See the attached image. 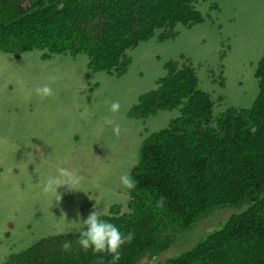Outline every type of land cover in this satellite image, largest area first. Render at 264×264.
I'll return each instance as SVG.
<instances>
[{
  "label": "trees",
  "instance_id": "16d2710c",
  "mask_svg": "<svg viewBox=\"0 0 264 264\" xmlns=\"http://www.w3.org/2000/svg\"><path fill=\"white\" fill-rule=\"evenodd\" d=\"M199 1L0 0V52L19 57L38 49L44 60L82 53L91 72L119 76L131 63L127 51L140 42L171 39L177 24L205 21L195 6ZM163 69L156 87L138 96L129 115L144 119L175 108L180 115L142 140L127 210L113 204L101 214L123 233L135 234L123 246L119 264H146L157 255L159 232L169 239L167 232L193 226L225 205L242 209L157 264H264V53L254 72L258 91L252 105L228 107L216 116L214 106L223 96L214 100L199 87L189 61L169 59ZM213 82L224 86L223 71ZM67 233L44 235L10 253L3 264H100L98 255L76 243L78 230ZM65 240L72 243L67 252ZM103 264H111V257Z\"/></svg>",
  "mask_w": 264,
  "mask_h": 264
},
{
  "label": "rangeland",
  "instance_id": "374dc122",
  "mask_svg": "<svg viewBox=\"0 0 264 264\" xmlns=\"http://www.w3.org/2000/svg\"><path fill=\"white\" fill-rule=\"evenodd\" d=\"M212 4L218 9L210 10ZM195 6L205 21L177 24L171 39L140 42L127 51L131 63L119 76L91 72L82 53L44 60L38 49L19 57L0 52V264L44 235L78 230L73 222L78 214L81 219L93 210L104 214L113 204L127 210L129 195L120 176L137 163L142 140L180 115L178 108L144 119L129 115L138 96L156 87L167 60L189 61L199 87L214 100L223 96L213 115L252 105L258 91L254 72L264 53V0H200ZM222 71L220 89L213 79ZM44 83L55 90L53 97L36 96L34 88ZM114 101L121 105L118 113L109 111ZM110 119L121 127L118 137L106 123ZM61 167L79 175L82 191L60 186L62 198L52 202L40 189ZM240 209L213 208L193 226L167 232L170 242L159 232L157 255L146 264L189 249Z\"/></svg>",
  "mask_w": 264,
  "mask_h": 264
},
{
  "label": "clouds",
  "instance_id": "9594fccd",
  "mask_svg": "<svg viewBox=\"0 0 264 264\" xmlns=\"http://www.w3.org/2000/svg\"><path fill=\"white\" fill-rule=\"evenodd\" d=\"M49 79L54 80L55 77H49ZM34 92L36 96L42 99L51 98L55 95V90L49 83L36 86ZM120 108V103L114 101L110 103L109 111L118 113ZM106 123L113 126V134L118 137L121 133L120 125L114 119L107 120ZM120 183L129 191L136 187V182L130 170L120 176ZM80 184L81 179L77 173L61 167L56 170L55 174L49 175L43 181L40 191L41 195L51 196L52 202L53 200L60 201L62 198V195L58 192L60 186L66 185L69 191H82L77 187ZM73 222L74 226L78 229L76 243L85 253L91 252L93 255H98L100 264H103V258L105 256L111 257V264H119L123 246L130 244L135 238L134 233L128 232L125 234L110 220L102 218L101 213L97 210L91 211L86 218L82 219L79 218L78 214V218ZM57 234L68 235L64 231ZM71 248V241L65 240L63 243L64 251H70Z\"/></svg>",
  "mask_w": 264,
  "mask_h": 264
}]
</instances>
